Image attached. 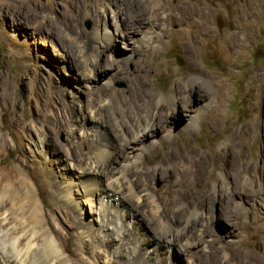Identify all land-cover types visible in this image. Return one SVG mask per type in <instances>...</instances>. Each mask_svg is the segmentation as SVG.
<instances>
[{"label":"bare ground","instance_id":"bare-ground-1","mask_svg":"<svg viewBox=\"0 0 264 264\" xmlns=\"http://www.w3.org/2000/svg\"><path fill=\"white\" fill-rule=\"evenodd\" d=\"M3 2L10 5L15 19L23 21L26 25L31 24L30 20L39 19L41 14L35 0H3ZM109 7L112 8L118 20L117 30L114 32V29L112 31L106 27L102 30L98 24L93 32L88 33L80 26V2L73 0L72 8L79 13H72L63 29L68 32L66 36L70 38L67 42L65 36L60 40L61 48L57 49V57L71 62L76 59V66L72 64L74 70L78 72L81 68L85 69V73L78 76L77 80L94 81L97 75L93 74V71H98L100 75L110 73L113 69L112 65L116 58L113 53L109 55L108 51L112 48L116 37L123 36L128 42L135 43L131 53H122L121 61L125 64L120 71L131 74L133 79L128 88L118 92L110 87L113 77L104 80L99 83L101 98L85 110L76 99H68L66 86L72 82L67 79H57L53 74H49L47 86L42 87L37 94L42 102L41 106L38 109L31 106L36 124H24L17 134L14 131L13 135L19 140H28L29 143L35 140L36 146L42 149L44 154L56 155L63 148L57 139L61 130L70 128L69 134L72 138L76 137L74 134L79 131V128L84 131L80 138L76 137L78 140L75 141L72 149H68L66 156L69 157L70 162L66 157L68 164L65 167L54 171L53 175L44 172L43 178L49 186L50 196L61 199L65 204L79 210L82 226L78 234L87 241H91L93 254H98L104 249L112 256H120L125 264H160L154 259L160 252V245L182 241L179 250L187 253L192 264H223L224 262L225 264H264V239L254 238L257 250L254 247H243L239 244L244 241L246 233L251 235V230L259 225L260 218L253 217L249 221L240 206L235 205L236 203L232 204L234 209L230 208L226 214L227 219L233 224L228 232L231 238L227 242L222 241V237L214 233L210 222L202 224L201 217L192 222L189 232L185 230V227H181L187 219L188 222L191 221L196 211L205 208L209 210L207 214L210 215L209 219L212 223L214 199H229V193L222 188V185L225 186L227 182L226 174L224 175L223 172L216 176L220 166L218 163L224 164L227 160L228 164L233 166L232 187L239 192L243 182L242 174L247 171L249 163L246 155L243 154L240 161H237L230 157L227 147L216 150L213 146L201 151L192 149L189 152L174 151L170 142L161 166L172 165L176 180L170 178L171 176L168 175L170 172H167L168 179L164 178L166 181L164 186L168 195L165 198L158 197V192L162 191L161 188L154 190L149 188L152 176L157 169L144 167L145 170L134 171L126 162L121 163L120 168L111 166V162L116 160L118 150L125 154L126 148L141 142H143L141 149L146 150L152 147L156 132L160 133L162 130L165 133L166 123L179 111L180 104L190 107L193 89L201 91L198 86L199 76L195 73L196 75L190 77L186 84L191 85V88H186L187 77H182L169 90V95L159 97V94L151 91L148 86V77L152 72L148 65V56L151 53V42L162 40L169 34L166 23L168 18L175 14L178 20L176 32L184 39L185 47L191 50L193 68L201 73L195 60L194 44H191V40L189 41L185 26L189 20L196 18L200 33L206 34L211 25H208L210 10L204 6L188 4L183 0H173V2L170 0H100L95 5L96 15L100 17ZM46 23L52 27L54 33L55 26L53 27L48 20ZM137 35L140 38L135 42L133 37ZM138 51L141 53L137 67L132 73L128 72L125 65L134 62L135 58L131 55ZM70 78L74 79L72 84L74 85L77 81L74 77ZM88 87L90 88L89 85ZM217 92L224 94L225 88L221 89L217 86ZM202 97H206L204 93ZM104 98L107 100L104 101ZM219 106L220 103L210 107ZM83 111L87 112L84 117ZM108 118L118 131L117 140L111 141L106 136L105 128L108 125ZM88 121L93 122L92 126L87 125ZM208 122L210 127H217L213 120ZM191 123L195 122L191 121ZM164 133L160 134L161 138ZM14 136L12 139L15 140ZM150 136L153 137L152 142L148 141ZM16 140V143L22 142ZM5 148H8V142L0 137V264H58V262L74 264L64 255V247L57 234L50 228L44 227L45 215L35 182L20 166L6 163L2 156ZM26 156L29 157L28 154ZM231 156L235 157L233 154ZM34 161L31 159L28 165L32 166ZM133 177L136 179L134 180ZM51 181H54V186L50 185ZM204 181L207 182L205 187L202 185ZM213 182L219 183V191L216 190L217 197L212 191ZM247 197L252 199L253 195L249 194ZM129 198L137 201L131 205L133 213L127 214L130 210ZM156 199H170L171 202L161 209ZM26 201L33 204L32 213ZM145 202L151 203L152 213L160 222V228L165 227L170 232V235H160L151 245L149 244L151 238L137 232L139 230L136 226L137 220L132 216L141 213L140 206ZM87 206H90V210H87ZM65 213L71 221L75 220L71 212ZM130 216V225L126 226L128 229L131 228L130 231L125 228L119 229L118 226L121 224L126 225L125 222ZM262 230L264 226L260 229L261 232ZM131 234L136 237L134 245L118 250L125 237ZM208 234L211 236L210 240L206 239ZM229 234L223 236L228 237ZM236 239L240 241L237 242ZM202 245L207 247L208 251L203 252L200 248ZM152 248H154L153 252H151ZM52 255L53 258H51Z\"/></svg>","mask_w":264,"mask_h":264},{"label":"rangeland","instance_id":"rangeland-1","mask_svg":"<svg viewBox=\"0 0 264 264\" xmlns=\"http://www.w3.org/2000/svg\"><path fill=\"white\" fill-rule=\"evenodd\" d=\"M35 1L40 7L41 14L39 19L30 20L31 24L26 25L23 21L15 19L9 4L0 0V137L8 142V148L4 149L2 156L7 164L23 168L24 172L35 182L45 215L44 227L50 228L57 234L64 247V255L68 257L69 262L74 264H125L120 256H112L104 249L98 254L92 253L91 241H87L78 234L82 226L79 210L73 208L72 205L65 204L61 199H54L50 196L49 186L43 178L44 172L53 175L54 171H59L68 164V161L70 162L66 154L78 140L76 137L80 138L84 131L79 128V131L74 134L76 137L72 138L69 134L70 128L61 130L57 139L63 148L56 155L44 154L42 149L36 146L35 140H31L30 143L28 140H19L13 132L17 134L24 124H36L31 109L32 107L38 109L41 106L42 102L37 94L42 87L47 86V78L51 74L57 79H67L72 82L66 86L68 99H76L85 110L101 98L99 83L104 80L113 77L110 87L118 92L125 91L133 79L131 74L120 71L125 64L121 61L122 53H131L135 43L128 42L123 36L116 37V41L108 51L109 55L113 53L116 58L110 73L99 75L98 71H93V74L97 75L94 81L77 80L78 76L85 73V69L81 68L78 72L74 70L72 64L76 66V59L74 62L59 59L57 49L61 48L60 40L64 36L66 42L70 38L66 36L68 32L63 30L70 15L79 13V11L73 10V0ZM183 1L197 7L204 6L210 10L208 25H211L206 34L200 33L196 18L189 20L185 26L189 41L191 40V44H194L195 60L201 73L193 68L191 50L185 47L184 39L176 32L178 20L174 14L170 19L168 18L166 23L169 34L165 35L162 40L151 42L148 65L152 72L148 77V86L151 91L157 92L159 97L167 96L169 90L182 77H187L185 86L191 88V85H186L187 81L197 74L199 76L198 86L202 92L194 88L191 92L190 107L187 108L186 105L180 104L179 111L166 123L165 133L160 130V133L156 132L154 138L150 136L148 141L152 142L153 138L152 147L146 150L141 149L143 145L141 142L126 148L125 154L118 150L116 160L111 162V166L120 168L121 163L126 162L132 166L134 171L145 170L144 167L157 169L152 176L149 188L152 190L161 188L162 191L158 192V197L165 198L168 195L164 186L166 183L164 178L168 179L167 172H170L168 174L170 178L176 180L172 165L161 166L170 142L174 151L189 152L190 149L201 151L213 146L216 150L227 147L230 157L237 161H240L243 154L246 155L249 163L247 171L242 174L243 182L239 192L232 187L233 166L228 164L227 160L224 164L218 163L220 166L216 171V176L223 172L224 175L226 174L227 182L225 186L222 185V188L229 193V199H214L212 223L209 219L210 215L207 214L209 210L205 208L196 211L191 221L188 222L187 219L186 225L183 224L181 227H185V230L189 232L192 222L201 217L203 218L202 224L210 222L214 233L221 236L222 241L227 242L231 238L228 232L233 224L227 219L226 214L233 207L232 204L236 203L235 205L240 206L249 221L253 217L260 218L259 225L251 230V235L246 233L244 241L239 243L243 247L251 246L257 250L254 238L264 239V230L260 231L264 226V0ZM79 2L81 6L79 21L84 31L91 33L98 24L102 30L105 27L112 31L114 29V32L117 30L118 20L111 7L98 17L95 13V5L100 0H79ZM47 20L53 27L55 26L54 33L52 27L47 25ZM139 38V35L134 36L133 41L137 42ZM140 53L138 51L131 55L135 60L125 65L128 72L135 71ZM70 77H74L77 84L72 85L74 79L71 80ZM20 82L22 83L18 85ZM217 86L221 89L225 88L224 94L217 92ZM202 93L206 97H202ZM103 100L106 101L107 98ZM218 103H220V109L210 107ZM82 114L84 117L87 112L83 111ZM108 119V125L105 128L106 136L111 141L117 140L118 131L110 118ZM212 120L216 122L217 127H210L208 121ZM191 121L195 123L192 124ZM205 121L208 123H204ZM86 123L90 127L93 122ZM162 133H164L161 135L163 138L160 137ZM13 136L15 140L22 142L16 143L12 139ZM232 154L235 157L231 156ZM31 159L35 161L32 166H29L28 162ZM206 183L204 181L202 185L206 186ZM212 184V191L217 197L216 190L219 191V183L213 182ZM50 185L54 186V181H51ZM249 194L253 195L252 199H248ZM156 200L161 209L171 202L170 199ZM136 201L134 198L128 199L130 210L127 214L132 212L131 205ZM26 205L32 213L33 204L26 201ZM86 208L90 210V206ZM140 209L139 215L132 216L137 220L136 226L139 229L137 232L142 233L144 237L151 238L150 245L157 241L160 235H170L167 228H160V222L153 215L150 202L142 203ZM66 211L72 213L74 221L68 218ZM130 219L131 216L125 222L126 225L118 226L119 229L125 228L130 231L131 228L126 227L127 224L130 225ZM259 226L261 227L258 228ZM225 234H229L228 237H224ZM209 235L206 239L210 240ZM135 238L134 234L126 236L118 250L133 246ZM182 243V241H177L161 244L160 252L154 258L157 260L156 263L192 264L187 253L179 250V245ZM200 248L203 252L208 251V248L203 245ZM152 249L151 252L154 251V248Z\"/></svg>","mask_w":264,"mask_h":264}]
</instances>
